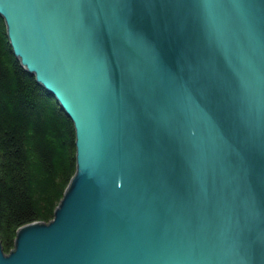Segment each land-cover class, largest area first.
Returning <instances> with one entry per match:
<instances>
[{
    "label": "water",
    "instance_id": "95a60500",
    "mask_svg": "<svg viewBox=\"0 0 264 264\" xmlns=\"http://www.w3.org/2000/svg\"><path fill=\"white\" fill-rule=\"evenodd\" d=\"M72 119L76 171L0 264H264V0H0Z\"/></svg>",
    "mask_w": 264,
    "mask_h": 264
},
{
    "label": "trees",
    "instance_id": "16d2710c",
    "mask_svg": "<svg viewBox=\"0 0 264 264\" xmlns=\"http://www.w3.org/2000/svg\"><path fill=\"white\" fill-rule=\"evenodd\" d=\"M76 132L57 99L15 55L0 15V240L49 222L76 171Z\"/></svg>",
    "mask_w": 264,
    "mask_h": 264
}]
</instances>
